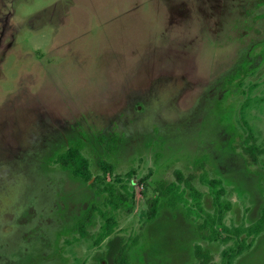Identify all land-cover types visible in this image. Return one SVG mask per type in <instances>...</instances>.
I'll return each instance as SVG.
<instances>
[{
    "label": "rangeland",
    "instance_id": "1",
    "mask_svg": "<svg viewBox=\"0 0 264 264\" xmlns=\"http://www.w3.org/2000/svg\"><path fill=\"white\" fill-rule=\"evenodd\" d=\"M80 141L90 183L55 163ZM198 163L223 181L222 221ZM177 171L197 177L217 242L197 230L213 219L165 198L145 225ZM98 177L134 195L101 245L102 215L78 231L109 211ZM263 211L264 0H0V264H115L139 234L132 264H192L196 245L264 264Z\"/></svg>",
    "mask_w": 264,
    "mask_h": 264
},
{
    "label": "trees",
    "instance_id": "2",
    "mask_svg": "<svg viewBox=\"0 0 264 264\" xmlns=\"http://www.w3.org/2000/svg\"><path fill=\"white\" fill-rule=\"evenodd\" d=\"M84 148V141L72 144L69 149L57 157L55 163L62 169L70 171L75 179L84 183H90L93 180V174L91 172V163L83 153ZM196 166L197 169L203 170L200 181L209 188V194L213 198L215 207V216L222 221L224 215L232 210L231 203H225L222 200L226 193L223 181L221 179H210L204 167L205 163H198ZM176 175L178 179L177 182L159 184V186L156 187V192H158L159 196L147 200L148 208L145 225L153 222L158 217L162 209V198L166 199L169 208L173 210L183 205L186 209V216L188 219L195 218L196 220H201L204 215L210 217V219L215 218V216L213 217L209 213H205L203 208L204 194L193 183L197 177L195 175H189V177L186 178L180 171H177ZM103 183L104 179L98 177V179L92 183V186L97 189L100 194H107L104 202L109 208V211L102 212L99 208L94 206L84 215L78 225V231L81 236L87 238L89 237V233L85 231L86 223L92 221V217L97 213L104 217L105 223L101 233L96 239L97 245H101L115 233L118 227V221L114 214L121 209L124 201L130 200L134 196L126 186L122 185L121 187H117L115 184L111 183L102 188L101 186ZM215 219H213L212 224L209 223V221H204L202 224H199L197 228L198 233H205L203 235V240L209 243H215L219 240L217 231L214 229ZM213 225L214 228H212ZM263 230L264 211L261 219L257 222V225L253 227L251 232L259 235ZM142 237V234H139L123 244L115 255V264H132L130 258L131 252L140 245ZM248 247H251V244ZM241 253L242 251H239L237 254L240 255ZM194 256L196 262L192 264H216L213 254L201 245L195 246ZM224 258L228 261L232 259L231 255L228 253L224 254Z\"/></svg>",
    "mask_w": 264,
    "mask_h": 264
}]
</instances>
